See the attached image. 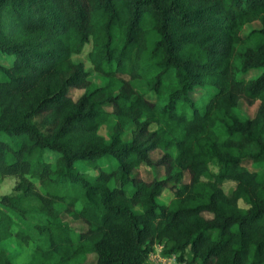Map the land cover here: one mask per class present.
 Instances as JSON below:
<instances>
[{"label": "trees", "instance_id": "16d2710c", "mask_svg": "<svg viewBox=\"0 0 264 264\" xmlns=\"http://www.w3.org/2000/svg\"><path fill=\"white\" fill-rule=\"evenodd\" d=\"M86 44L102 84L72 59ZM0 51V179L19 178L0 264H146L157 243L189 264H264V173L243 164L264 161V0H0ZM240 98L259 101L253 117ZM12 237L33 244L27 262Z\"/></svg>", "mask_w": 264, "mask_h": 264}, {"label": "rangeland", "instance_id": "374dc122", "mask_svg": "<svg viewBox=\"0 0 264 264\" xmlns=\"http://www.w3.org/2000/svg\"><path fill=\"white\" fill-rule=\"evenodd\" d=\"M260 23L259 21L255 20V21H251V22H247L242 29V33H246L247 31H249L252 28L255 27H259ZM89 48V44L85 45V48L82 52L80 53H76L72 55V59L76 62V61H83L86 68L89 70V77L92 81L98 83V84H102L104 81H106V78L99 75L98 73H96L92 67L91 64L88 60V58L86 57V52ZM13 60L12 55H7L4 52L0 51V62L2 64L5 65H9ZM241 72H239L240 74ZM260 73V70L255 69V70H250L248 72H246L243 75V77H255L256 75H258ZM124 77H127L125 74H123ZM133 85L135 87V89L139 92H144L146 94V96L150 99H154V95L152 93L151 90H148L146 87L145 82L141 81V80H135L133 81ZM204 92L201 89H194L190 92V95L193 99H198L199 96L201 95V93ZM81 93V89H77V88H71L70 89V94L76 98L79 94ZM259 106V101H253V102H247L245 99L240 98L238 103H237V111L240 115L242 116H247V117H253L258 109ZM108 129L109 126L108 124H103L100 127V132L107 136L108 135ZM129 135V132L126 134V136ZM160 154V151L155 150L152 152V158L155 160ZM55 154H53L52 152L45 154V158L48 160L53 161L55 158ZM99 163L100 166L104 169H110L112 166H114L116 164V160L110 156V155H106L103 156L101 158H99ZM243 164L252 171H259V172H263L264 173V161L262 162H253L250 158H246L243 160ZM75 166L80 167L81 169H86L87 167L85 166V164L81 161H77L75 163ZM97 173V170H94L91 172H89V174H87L88 177L93 176L94 174ZM134 174L140 175L142 177H145L147 179H150L151 177H154L156 175H161L162 174V169L160 167H150L148 165L143 164L142 166L136 168L135 170H133ZM184 179H187V173L184 177ZM19 178L16 174H7L4 175L1 179H0V205L3 206L6 210H8L11 214H13L15 216V218L17 219V215L15 213L14 210L10 209V207L7 205V203L2 201V197L4 195H15L19 192V190L16 188V184L18 182ZM233 181H226L223 186L226 190H228L232 185H233ZM166 194V193H164ZM163 194V195H164ZM169 196V194L167 193V197ZM166 197V198H167ZM159 198L161 200H165V198L161 197V195L159 196ZM158 198V199H159ZM241 204H243L242 202H240ZM62 218L64 220H66L69 225L71 226L73 232L76 234L82 230H85L87 228V224L84 223L81 219H75L73 217H71L70 215L66 214V213H62ZM2 246H4L7 251L13 256V260L17 263H25L29 260L31 252L33 250V244L29 243L27 244L26 242H22L17 240V238L12 237L10 239H8L7 241H5ZM188 251V250H187ZM95 262V254L94 253H90V255L87 256L86 260L84 262H82L81 264H94ZM146 264H189L188 260L186 261H178L176 256L173 255H169L167 253L164 252V248L162 246L161 243H157L154 245L152 251L148 254L147 260H146Z\"/></svg>", "mask_w": 264, "mask_h": 264}]
</instances>
